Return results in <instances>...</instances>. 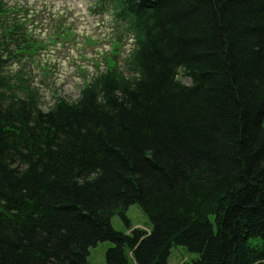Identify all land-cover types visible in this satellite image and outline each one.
Masks as SVG:
<instances>
[{"label": "trees", "instance_id": "obj_1", "mask_svg": "<svg viewBox=\"0 0 264 264\" xmlns=\"http://www.w3.org/2000/svg\"><path fill=\"white\" fill-rule=\"evenodd\" d=\"M99 1L119 22L106 68L44 108L48 41L0 0V264H90L101 241L105 264H169L173 246L264 264V0Z\"/></svg>", "mask_w": 264, "mask_h": 264}, {"label": "rangeland", "instance_id": "obj_2", "mask_svg": "<svg viewBox=\"0 0 264 264\" xmlns=\"http://www.w3.org/2000/svg\"><path fill=\"white\" fill-rule=\"evenodd\" d=\"M12 2L11 0H9ZM28 1L34 8H43L47 11L52 9L59 16H66L69 23L75 32L74 38L68 39L65 47L61 44L50 47L44 56H41L42 64H48L51 70L50 74H45L38 66H33L35 71L36 82L41 87L43 93V107L48 108L55 101L56 96L66 97L73 101L79 97L80 89L82 88L85 78H91L94 72L93 61L99 59L101 61V68L105 67L103 60V53L109 50V43L102 36L109 34L110 30L104 23H109V19L105 22L102 18L108 16L98 15L92 10L93 0H22ZM41 10V9H38ZM91 11V20H87L84 13ZM48 13H46L47 15ZM46 20H49L48 17ZM46 22V21H45ZM48 27H46L47 29ZM45 30H43L44 32ZM87 36H92L98 40V44L93 47H87L81 53V46L84 45V40ZM100 38V40L98 39ZM133 43L127 41L123 46L122 57H124L128 50L131 49ZM84 66L88 70L85 76L81 73L79 67ZM15 68L16 64H12ZM121 67L125 70V63L121 62ZM12 68V67H10ZM180 80L189 85L192 79L187 76L184 71L179 75ZM127 216L130 220V225L133 228L139 227L142 229L149 228L151 223L148 215L139 204H132L127 209ZM113 226L121 231L130 232L129 223L118 214L112 217ZM254 243H260V238L252 239ZM114 246L111 241H101L95 246L90 247V254L88 260L90 264H105L106 251ZM199 254L191 253L185 246H173L169 256V264H184L186 261L198 258Z\"/></svg>", "mask_w": 264, "mask_h": 264}]
</instances>
